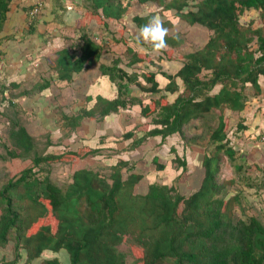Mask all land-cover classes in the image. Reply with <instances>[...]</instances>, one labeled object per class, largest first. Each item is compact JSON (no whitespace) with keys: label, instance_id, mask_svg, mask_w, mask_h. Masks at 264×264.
<instances>
[{"label":"trees","instance_id":"1","mask_svg":"<svg viewBox=\"0 0 264 264\" xmlns=\"http://www.w3.org/2000/svg\"><path fill=\"white\" fill-rule=\"evenodd\" d=\"M133 1L141 5L153 2L164 11H174L190 26L201 25L211 31L210 39L202 48L184 56L177 72L144 73L146 85L121 69L120 59L114 60L113 66L102 65V74L117 85L119 96L113 99L88 96L90 107L72 117L63 115V119L73 130L80 128L86 119L104 121L137 102L139 98L130 87L134 84L144 99L159 96L148 104L139 100L141 117L153 120L135 128L138 137L135 132L125 136L126 140L136 137L134 150L150 138L166 140L180 135L187 140L185 132L189 127L220 111L218 126L210 136L212 148L202 162L204 176L200 187L189 197L180 194L174 186L161 184H153L148 193L138 194L136 188L144 176L132 172L130 161L119 159L111 167L109 177L92 168H75L72 183L63 190L49 177L40 178L35 168L94 157L95 149L85 145L79 152L41 155L35 152V139L28 130L14 124L11 137L16 151L10 150L9 157L26 159L33 153L34 158L30 168L18 173L15 168L7 171V183L0 190V204L5 203L0 215V248L14 241L16 252L20 250L27 255L26 264L40 259L46 251L63 250L69 255V264H264V224L254 216L248 220L236 217L242 195L228 197L227 186L235 181L221 179L224 159L234 162L240 150L229 139L224 113L244 112L249 100L261 97L264 92L261 84L264 0H191V3L189 0H92L94 10L84 17L82 24L93 19L106 28L109 25L104 20L121 23L122 42L131 55L130 67L151 63L148 55L128 46L125 38L131 32L125 15ZM6 8L1 5V17ZM185 8L189 10L186 12ZM251 11L259 12V26L255 22L242 23L241 18ZM155 15L136 16L134 24L139 29ZM163 23L168 30L174 28L170 21ZM166 40L170 50L163 54L173 61L175 50L184 40L180 34L169 32ZM103 56V45L85 33L78 52L63 49L51 58L50 64L57 78L69 84L74 76L97 65ZM204 73L208 75L204 77ZM159 75L167 81L164 88L158 81ZM50 86L51 81H47L37 87L42 92ZM175 94H178L176 99L170 101L168 95ZM128 96L134 100L128 101ZM247 128L243 121L239 122L241 134ZM157 166L158 170H165L164 165ZM249 187L261 196V185L250 183ZM129 239L141 252L131 263L119 250ZM17 257L12 264L21 258L19 253ZM41 264L63 263L53 258Z\"/></svg>","mask_w":264,"mask_h":264},{"label":"rangeland","instance_id":"2","mask_svg":"<svg viewBox=\"0 0 264 264\" xmlns=\"http://www.w3.org/2000/svg\"><path fill=\"white\" fill-rule=\"evenodd\" d=\"M148 6H142L143 13L147 12ZM153 9L150 10L153 11ZM154 11H157V9H154ZM157 14L159 13L157 12ZM142 15L145 16L146 14ZM166 18L175 25L172 32L180 34L184 40V44L175 50L173 61L166 60L163 54L165 50L160 54H156L148 46L138 45L136 43L138 32L135 31V25L131 22L129 24L131 32L125 35L128 46L143 55L147 53L151 63H139L130 67L131 55L127 52L128 48L122 42L123 37L118 32L121 26L113 23L110 24L108 34L106 32L105 35H102L103 39H97L104 47V56L97 64L98 69L94 67L82 77L78 76L72 85L59 80L54 70H47L46 73H43L44 77L42 75L39 78L36 74L37 77L34 78L33 83L24 86L25 89L22 91L21 89L16 90L14 92L16 100L8 102L1 101L2 98L0 99V190L7 183L6 174L9 169L15 168V173H18L33 166V153L26 159L25 156H20V159L9 157L10 150L16 151L14 140L11 137L14 124L23 126L28 130L35 139V152L41 155L79 152L85 145L95 149L94 157H85L82 160L72 159L66 163H53L50 166L44 164L35 168L34 171L38 173L40 178L49 177L55 185L63 190L72 183L75 168H92L100 172L102 176L109 177L111 167L119 159L130 161L133 168L132 172L144 176V180L136 188L138 194L148 193L150 186L153 184L174 186L180 194L186 197L198 190L204 176L202 162L205 154L212 148L210 136L218 126L219 117L222 114L220 111L208 114L203 120L189 127L185 132L187 140L180 135L172 136L166 140L160 137L150 138L134 150L133 141L136 140V137L134 140H126L125 136L129 132H134L136 126L140 124L139 120H142L139 116V100H143L144 104H148L151 100L159 98V96H156L145 97L144 99L140 96L141 94L134 84H130V87L135 91L134 96L139 98L137 102L129 105L127 111L122 112L123 110H121L109 121H90L86 119L80 128L73 130L67 126L63 119V115L72 117L82 109L90 107L91 104H88L86 100L87 95L96 96L110 93L112 98L119 96L117 85L102 74V65L113 66V61L120 59V68L133 77L137 76L138 81L146 85L142 77L144 73L148 71L175 73L184 62V56L202 48L210 39L211 31L201 25L190 26L175 16L174 13L168 12ZM258 19L260 17L257 14H247L241 18V21L243 24H249L250 22H256ZM71 38L73 39L71 45H75L79 50L81 38L79 35L71 36ZM205 75L208 74L204 73L203 76L205 77ZM46 80H52L53 87H49L50 89H46L45 93L39 94V89L34 86V83H44ZM158 80L161 81L163 86L165 85L166 81L161 75L158 76ZM261 81L264 84L262 78ZM180 83L183 87L182 82ZM39 85L41 86V84ZM24 90L26 92L30 91V95H22L23 98H21L22 96L19 97ZM218 90L219 87L213 93ZM177 95H168V98L170 101H174ZM126 99L128 101L134 100L130 96ZM252 99L249 100L248 104ZM224 115L228 123L229 139L240 150L234 162L228 158L224 159L221 179L227 182L235 181L234 184L227 186L228 197L235 194L242 195V205L237 206L235 210L236 217L248 220L251 216H254L264 223V193L260 189L261 196H258L256 190L249 187L250 183L260 185L261 178L264 176L262 171L264 163L261 159L264 152V146H262L264 140L260 136L261 142L258 143L260 139L254 137L255 140H252V137L249 138L245 133L241 134L238 131L239 122L244 120V116H247L248 113L247 115H241L227 110ZM152 120L153 118H149L145 123L150 124ZM135 135L138 137V133H135ZM18 152L22 154L20 148ZM155 158L158 159L157 163L154 162ZM183 163H186V165H183ZM157 165H164L165 170H158ZM238 167H242V169L240 170ZM2 207H5V203L0 204V215ZM132 242L129 239L119 247V250L127 256L128 263L141 256V252L133 247ZM16 249V244L12 241L0 252V255L14 261L18 259L17 255L19 253L20 262H15V264H26V254L20 250L16 252ZM53 258H59L63 264L70 263L69 255L64 250L60 253L46 251L40 261ZM33 264H37V260Z\"/></svg>","mask_w":264,"mask_h":264},{"label":"crops","instance_id":"3","mask_svg":"<svg viewBox=\"0 0 264 264\" xmlns=\"http://www.w3.org/2000/svg\"><path fill=\"white\" fill-rule=\"evenodd\" d=\"M166 1L169 2L170 0ZM38 3H41L43 5V10L40 15L35 18H32V10ZM1 5H5L7 7V10L4 13V17H1V15L3 14L2 10L0 12V99L2 98L1 101L12 102L16 100V97H14V92L16 90L21 89L22 91L23 89H25L23 88L24 86H29L30 83H33L34 78L37 77L36 74H38V77L40 78L42 75L44 77L43 73H46L47 70H53L51 68L50 60L53 56H55L57 52L67 48H70L71 50L75 49L74 51L78 52L79 50L76 48V46L73 44L71 45V42H73L71 36L79 35V37L81 38V36L86 33L89 34L92 39L97 41V39L99 38L103 39L102 35H105L104 33L107 32L108 34L110 24L115 23L121 26L118 29V32L120 34L124 29L121 23H118L116 21L104 20V18L103 20L106 21L109 25L107 28L103 25H100L96 19H93L90 23H86L85 25H83L82 21L84 17L94 10L92 0H0V7ZM142 6H148V10L146 13H143ZM152 8L157 9V11H154V9L153 11H151L150 9ZM157 12L159 14H157ZM168 12L174 13L175 15L174 11H164L156 3L150 2L145 5H141L137 3V1H133L131 7L125 15V20L128 26H130L129 24L131 22L134 23V18L136 16L146 17L152 13H156V15H159L161 17L163 22H167L169 21L166 18ZM142 14L146 15L143 16ZM247 14H257V16L260 17L259 12L257 11H251ZM128 19H130L131 21H129ZM170 22L174 25L172 21ZM259 22L260 19L255 22L256 25L259 26ZM134 29L135 31L139 32V29L136 27V25ZM173 29L168 31L170 35L175 34L174 32H172ZM167 50H170V48L167 47L166 51ZM94 67H96L97 69L99 68L98 65H95ZM87 72L88 71L74 76V81H76L78 76L82 77ZM262 79L264 80V77H262ZM47 81L50 80H46L44 81V83H46ZM74 81L72 83H69L68 85H72ZM158 81L161 84V88H164L167 84L166 80L164 86L160 80ZM44 83L37 82L34 83V86H40L39 84L43 85ZM262 86L264 87V84H262ZM50 87H53L52 80ZM45 91L46 90L42 92L38 91V93L42 94L43 92L45 93ZM22 95H30V91L26 92L24 90L23 92H21L19 97H21ZM99 95H104L113 99L110 93ZM88 96L91 95H87V97ZM21 98H23V96ZM127 110H123L122 112ZM247 113L249 116L247 115ZM240 114L247 115L244 116L245 119L242 120L244 125L248 127L247 130H245L244 132L246 136H249V138L252 137V140H255L254 137L256 139H263L264 92L261 97L253 98L252 101L247 104L246 110ZM115 115L116 114L111 115L104 121L111 120L112 117H114ZM139 116L141 117V107ZM141 118L142 120H139L140 124L138 126L143 125L145 124V122H147V119L143 117ZM134 132L136 133V131ZM261 139L258 143L261 142ZM261 159L264 163V152L261 155ZM262 171L264 174V169ZM260 185L262 189L261 191L264 193V176L261 178ZM2 250H4V248H0V252ZM0 256V264H12L15 261L8 259V257L6 256ZM40 259L37 260V264H41L44 260H46L43 259L42 261H40ZM34 262H32L31 264H33Z\"/></svg>","mask_w":264,"mask_h":264},{"label":"clouds","instance_id":"4","mask_svg":"<svg viewBox=\"0 0 264 264\" xmlns=\"http://www.w3.org/2000/svg\"><path fill=\"white\" fill-rule=\"evenodd\" d=\"M188 10V8L184 9L186 12ZM168 31L159 15L152 16L140 26L136 43L140 46H148L153 53L160 54L168 47L166 40Z\"/></svg>","mask_w":264,"mask_h":264},{"label":"built area","instance_id":"5","mask_svg":"<svg viewBox=\"0 0 264 264\" xmlns=\"http://www.w3.org/2000/svg\"><path fill=\"white\" fill-rule=\"evenodd\" d=\"M42 10H43V5H42L41 3H38V4L34 7V9L32 10L31 17H32V18L37 17L38 15L41 14ZM263 140H264V136H263Z\"/></svg>","mask_w":264,"mask_h":264}]
</instances>
